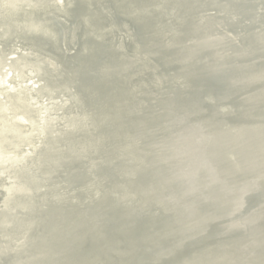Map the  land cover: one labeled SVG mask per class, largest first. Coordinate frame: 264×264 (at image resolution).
Here are the masks:
<instances>
[{"label":"water","instance_id":"water-1","mask_svg":"<svg viewBox=\"0 0 264 264\" xmlns=\"http://www.w3.org/2000/svg\"><path fill=\"white\" fill-rule=\"evenodd\" d=\"M199 7L203 10L198 11ZM213 12L222 23L226 21L236 28L232 32L222 26L218 40L213 42L215 49L221 43L231 46L219 53L214 50L215 57H226L222 64L201 46L195 52L186 48L192 40L191 23L202 27ZM122 15L129 18L132 26L151 24L152 29L145 35L156 45L139 43L133 29L116 19ZM169 17L170 24L164 20ZM108 42L110 55L105 69L99 67L97 53L107 52ZM123 42L132 43V54L140 55L139 50L149 49L166 51L164 61L173 69L166 72L170 80L164 84L155 73L147 77L141 67L136 71L128 68L127 75H121L133 99L131 115H144L145 100L147 105H155L157 99L171 98L174 91L181 97L200 96L195 101L196 109L182 108L175 100L172 105L181 112L179 115L169 117L167 112L153 111L163 116V120H155L153 128L145 126L116 142H106L94 120L95 109L83 102V93H97L98 96L92 93L94 100L102 101V91L99 93L95 82L87 78L107 77L109 73L111 78L103 79L111 80L121 73L123 62L117 63L115 58L126 61ZM17 46L24 52L17 59L19 66L14 62L11 76L6 79L12 85L8 87L6 80H0V175L36 152V165L27 167L40 183H26L13 175L8 184L12 191L0 192V264H40V260L50 264L53 255L67 253L66 247L53 255L43 251L53 242V236L61 235L62 240L70 242L63 233L49 228L45 231V222L61 230L69 216H79L81 223L69 222L72 229L84 223V228L94 229L85 232V237L92 233L100 236L94 222L106 224L115 217L104 212L92 216L86 207L98 211L105 204H116L114 208L125 210L116 216L123 224L131 219L128 211L136 210L151 217L154 227L159 226L162 217H169L178 228L172 230L174 235L195 228L194 237L201 240L231 242L237 236L244 243L233 253L246 264H256L243 252L257 256L258 250L264 251V0H0V55ZM8 61L0 57V79L5 78L1 71ZM50 63L56 64L59 72ZM30 71L40 76L42 92L62 97L69 106V117L81 125L80 131L65 125L57 128V117L54 120L44 116L38 109L33 93H40V88L33 91L20 85L16 77H25ZM205 82H217L222 92L210 93ZM21 111L32 117L29 128L25 121L13 118ZM211 124L232 132L229 140L223 141L235 178L219 176L207 161L213 158L206 156V144L198 127L206 131ZM84 138H88V147L81 141ZM27 147H32V152L19 155ZM62 150L75 151L74 156L85 163V169L68 168L53 160L50 155ZM104 170L107 173H102ZM56 172L63 176L58 183L51 180ZM72 178L87 181L78 189L70 181ZM55 195L62 196L59 199L81 196V201L79 205L73 203L77 208L60 209L50 220H44L40 214L56 203ZM7 211L9 219L4 215ZM15 218L23 222H18L11 238ZM162 232L165 236L166 230ZM147 235L149 239L159 236L151 228ZM180 245L177 240L174 247ZM209 252L213 257L219 247L211 243ZM188 264L199 263L191 260Z\"/></svg>","mask_w":264,"mask_h":264},{"label":"bare ground","instance_id":"bare-ground-1","mask_svg":"<svg viewBox=\"0 0 264 264\" xmlns=\"http://www.w3.org/2000/svg\"><path fill=\"white\" fill-rule=\"evenodd\" d=\"M105 6H108V4ZM216 8L217 7H214V9ZM201 10H203V8L199 7L198 11ZM228 10L229 9L226 8V11ZM79 11L80 12L78 14L82 12V8L79 9ZM207 16L208 18H206V21L202 27L193 25L195 22L191 23L190 31L192 32V40L190 41L191 44L187 45L186 48L195 52L197 50V46H201L204 52L210 54L213 53L215 60L217 62L223 63V60L226 57H222V54L218 55L219 57H215L214 50L219 53V50L222 48L229 49L231 46L228 43H221L219 49H215L213 42L218 40L217 35L221 33L222 26L232 32H236V28L229 25L226 21L222 23L221 20H219L220 17L215 14V12L209 13ZM116 19L124 21L127 27L133 29V33L138 37L139 43L156 45V41L149 39L145 35L149 30L152 29L151 24L143 23L136 27L130 24L131 21L126 16H116ZM164 20L168 21L170 24L171 18L169 17L168 19ZM217 23H220L218 24L219 27L215 26ZM109 45L110 42H108L105 47L108 53L102 50L97 53V58L100 59L99 67H104L105 69H107V59L110 55L108 48ZM123 46L125 48V52L123 54L126 61L119 57L115 58V62H123L119 68L121 73L118 72L117 76H114V78L111 80L103 79L111 78L109 73L107 77L97 75L88 76L90 78H87L88 81L93 83L95 82L99 88V93L102 91V93L99 94H103L101 96L102 101L94 100L95 98L92 93L95 96H98L97 93H83V102L88 107L95 109L94 120L99 124V133L101 136L106 138V142H110L112 139H115L114 142H116L117 138L123 137L126 133L134 134L137 131L144 129L145 126L153 128L152 126L154 125L155 120H163V116L161 114H155L153 111L162 114H164L163 112H167L169 117H172L171 115L174 113L179 115L181 112L177 111L176 106L172 105L175 100L181 103L182 108H187L190 110L196 109L198 104L195 101H198L200 96L196 94H189V96L181 97L178 92L174 91L171 92V98H162L159 101L157 99L155 105L152 103L147 105V101L145 100L144 105L147 106V111L144 112V115H131L130 110L132 108L133 99L129 94V88L125 83H123L121 75H127L126 73L128 72V68L136 71L137 68L141 67L143 70H145L144 72L146 73L147 77L152 73H155L160 78L161 83L164 84L166 81L170 80V78L167 77L166 72L173 69L168 62L164 61V53L166 55V51L163 52L160 49H157L156 51L150 52V50L153 49H149L147 52L145 50L142 52V50H139L138 53L140 55H137L136 53L132 54L129 52L133 47L131 42H123ZM7 51L8 52L3 51V56L0 55V57H3L4 60H9L8 63H5V67H2L1 71V73H4L5 78H1L0 80L4 81L11 76V70L14 62L19 66L20 63L17 62V59L19 58V54L24 52L20 46ZM50 64L54 65L56 68L55 70L59 72L56 64ZM109 72L112 73V71ZM16 77L19 78L16 79L19 80L18 83L20 85L31 88L33 91L35 88H40V76L33 71L28 72L25 77L22 74L17 75ZM135 80H137V78H135ZM205 83L207 84V88L206 86L205 88L210 93L214 94L222 90L217 82ZM5 85L10 87L12 82L6 80ZM227 90L229 91V88H225V91ZM148 93L149 95L151 94L150 91H148ZM33 97L35 98V105H37L38 109H41L44 116L49 118L52 117L54 120H56L57 117V128H59V126L65 125L67 129L73 127V130L75 131L81 130V125H79L77 122H74V120L69 117V106L65 105L62 97L59 94H54L51 96L50 93L42 92L40 88V93H33ZM58 98L59 100L55 102V100ZM181 98L186 99L182 100ZM100 102L104 103L108 109H105L104 105L100 104ZM200 108L201 104L198 109ZM205 110L208 113V109L206 107ZM13 118L20 121H25L28 128L30 125H32L30 122L32 117L28 116L26 112H18L13 115ZM84 125H87V123L84 122ZM53 126L56 129L55 124H53ZM207 127L208 128L206 131L204 127L198 128H201V130H199L202 133L201 139L206 144V156L209 157L211 155L213 158L212 162L207 160L208 163H210L213 171L217 172L219 176L225 175L227 178L231 176L235 178V172L230 170V162L225 156V152H228L226 150L228 147L224 143V141L229 140V136L232 132L221 129L215 124H211L210 126L208 125ZM91 135L95 136V133H91ZM87 139L84 138L81 140L85 147H88L86 141ZM216 140L218 143H216ZM115 145L116 143L114 146ZM56 146L58 145H55L54 147ZM32 149V147H27L23 150V152H20L19 155L32 152ZM74 152L75 151L72 150H62L57 155L50 156L53 158V160L59 162L62 165L68 166V168L78 166L79 168L85 169V163L80 159H77L78 157L77 155L74 156ZM35 155L36 152H34L32 156L28 155L26 158L19 160L14 169L10 168L12 171L2 173V175H0V192L4 191V193H6L7 191H12V187H9L8 184L11 176L13 175H16L21 180L24 179L26 183H29L31 180L32 182H37L38 184L40 183V180L33 178L34 172L27 167L29 165H36ZM235 157L238 158V156ZM2 166H4L3 163ZM5 167H8V165H5ZM102 173H107V171L104 170ZM62 178L63 176L59 172H56L51 176V180L54 179L56 183H58ZM219 180L224 181L225 178H219ZM230 180L232 181V179ZM70 181L73 183V185L80 189L79 185L83 184L84 181L86 182L87 180L82 182L78 178H72ZM141 182H143V180L138 182L139 184L136 183L137 186H140ZM145 189L146 186L142 187V190ZM16 191H19V189ZM60 197L62 196L55 195V199H57L56 203L40 214L44 220H50L60 209L67 207L77 208V206H74L73 203L75 205H79L81 201V196L76 195H71L70 198L65 199H59ZM73 199H75V201H73ZM143 202L144 204H147L146 201ZM85 203L86 202L83 204ZM115 205L116 204H113L107 207L105 204L103 208L99 209L98 211L93 208L86 207L87 213L91 214L92 216H97L98 213L104 212L109 214L111 217H115L106 224H102L99 221L94 222L93 225L96 224L98 229L101 231L100 236H95V233H92L89 238L85 237V232L94 231V229L91 230L89 227L84 228V223H82L78 229H72V226L69 224V222L76 221L77 223H81L82 218L79 216H69L70 219L68 222H66V225L61 230H59V228L54 229L53 227H50V223L47 224L44 221L46 225H43L42 227H45V231L47 228H49V231L55 230L56 232L63 233L62 235H66L70 238V242H65L62 240L61 235L53 236V242L51 244L45 245V250L43 251L50 255H53L55 252H60L63 247H66L65 250H67V253L64 255H53L50 264H188L191 260L199 264H246L233 253L235 248H240L244 243V240L239 239L237 236H233L231 242L221 239L201 240L197 239L198 237H194L195 232H197L195 228H190L188 232L183 235H174L172 234V230L178 231V228L175 222L173 220L171 221L169 217H162L159 226L154 227L150 219L151 217H144L140 211L136 210L134 212H130V210L128 211L129 214L131 213V219L129 222L123 224L116 219V216L124 213L125 210H121V208H114ZM4 213L5 217L9 219L11 216L10 212L7 211ZM16 220L17 222L12 223V226L10 227L11 231L9 234L11 238H13L11 234L12 230L16 228L18 222H23L22 219ZM150 228L158 232L159 236H157L156 239H149L150 237L147 235V232L150 230ZM163 230H166L165 236L162 234ZM171 234L177 238H173ZM186 237L191 239V241L189 242ZM177 240L181 242L180 247H174ZM211 243L219 247V252H216L213 257H209ZM243 253L244 257L254 259L253 261L256 262V264H264V251L258 250L257 256L256 254L250 255L248 252ZM38 263L44 264L41 260L38 261Z\"/></svg>","mask_w":264,"mask_h":264}]
</instances>
